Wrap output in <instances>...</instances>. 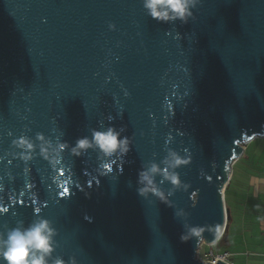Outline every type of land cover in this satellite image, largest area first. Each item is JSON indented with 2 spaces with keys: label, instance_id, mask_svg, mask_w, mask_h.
Here are the masks:
<instances>
[{
  "label": "water",
  "instance_id": "water-1",
  "mask_svg": "<svg viewBox=\"0 0 264 264\" xmlns=\"http://www.w3.org/2000/svg\"><path fill=\"white\" fill-rule=\"evenodd\" d=\"M191 13L0 0V240L46 219L47 264H230L197 255L203 241L228 243L232 166L264 137V0H195ZM109 127L127 153L72 154ZM171 152L186 163L169 167ZM153 163L163 198L140 193Z\"/></svg>",
  "mask_w": 264,
  "mask_h": 264
},
{
  "label": "clouds",
  "instance_id": "clouds-1",
  "mask_svg": "<svg viewBox=\"0 0 264 264\" xmlns=\"http://www.w3.org/2000/svg\"><path fill=\"white\" fill-rule=\"evenodd\" d=\"M195 6V0H144V7L149 15L157 20H175L180 19L186 21L191 16V8ZM122 131V130H121ZM43 139V137H39ZM95 144L105 155L111 156L119 151L127 153L129 151V139L123 137L113 127H109L105 132H93L92 140L88 138L79 139L71 148V152L75 156H79L81 150L92 147ZM17 146L24 150H32L34 145L27 139H21L17 142ZM67 147L62 145L61 149ZM41 150L46 154V150L41 145ZM171 159L167 161L168 166L177 168L181 164L186 163L175 152L170 153ZM27 158V156H25ZM53 163H56L53 160ZM161 171L158 166L153 163L149 168L139 173V182L145 186L140 189L142 195H146L149 191L163 198V194L157 190L154 185L153 174ZM165 177L173 184L178 186L180 180L177 174H169L164 172ZM196 230L193 229V232ZM55 229L51 226L50 221L39 219L32 223L28 228H14L8 231L6 239L0 240V260L6 264H47L46 258L53 251V236ZM55 264H65L62 259H57ZM74 264V262H73Z\"/></svg>",
  "mask_w": 264,
  "mask_h": 264
},
{
  "label": "rangeland",
  "instance_id": "rangeland-1",
  "mask_svg": "<svg viewBox=\"0 0 264 264\" xmlns=\"http://www.w3.org/2000/svg\"><path fill=\"white\" fill-rule=\"evenodd\" d=\"M254 141V142H253ZM253 142V143H252ZM250 141V143L245 145L247 146L246 150L244 153L241 155V157L234 163L232 166V175L230 178V186L228 191L225 194V201L228 203L229 206L232 208L234 220L233 223L231 224L230 227V236L233 239L234 237L238 239H241L242 246H238L237 244L232 243V245L229 247L227 245L220 246L219 242H217L214 245L207 244L206 241H203L202 244L200 245V248L198 249V257L204 261H207L210 259L209 254L211 251H214L215 253H221L225 252L226 250H235L236 248L246 250V252H250L249 250H252L253 247H264V237L261 236L259 233V241L257 244L256 237H253V235H256L259 229L254 230V234H251L250 231L251 229V224L252 221L251 219L255 217L253 215L254 213L251 212V214H246L244 215L243 211V199H241V194L236 193L237 189L239 187H242L240 183H245L248 185L249 188V183L244 180H248L250 177V174L252 173V167L257 166L256 163L259 161V154L262 152V155L264 154V137H257L255 139ZM252 143V144H251ZM260 150L259 153L257 154L256 151ZM264 162V158L263 161ZM264 168V167H263ZM264 172V169H263ZM229 182V183H230ZM239 214L240 216H237ZM248 221L247 225L243 228V222ZM242 228L244 229V232L242 233ZM241 229V233L240 230ZM242 234V235H241ZM246 236V237H245ZM248 240V241H245ZM252 243L257 244L253 245ZM236 257V256H234ZM249 257L244 256V259L241 260V258L237 257L236 258V264H250L251 261L248 260Z\"/></svg>",
  "mask_w": 264,
  "mask_h": 264
},
{
  "label": "crops",
  "instance_id": "crops-1",
  "mask_svg": "<svg viewBox=\"0 0 264 264\" xmlns=\"http://www.w3.org/2000/svg\"><path fill=\"white\" fill-rule=\"evenodd\" d=\"M246 148L247 146L245 147V150ZM259 151L260 150H257L256 153L258 154ZM258 158H259V161L258 163H256L257 166L255 165L252 167V173L250 174L249 179L248 180L243 179V181H247L249 183V188L247 184L240 183L242 187H239L236 191V193H239L242 195L241 199H243V202H244L243 203V211H244L243 214L246 215L248 214V212L249 214L253 212L254 213L253 215H255V217L251 219L252 221L251 229L252 230L250 231V233L254 234V230L259 229L257 231L258 233L256 235H253V237H256L257 244L259 241V233L261 234V236L264 237V172H263L264 162H262L264 158V154L262 155V152H261ZM230 184L231 182L228 183L225 189V194L228 191ZM226 206L230 211V220L228 223L229 227L227 231L228 243H226V245L230 247L232 243H234V244H237V247L242 246L243 241L241 239H238L239 238L238 236L237 238L234 237L233 239L230 236V227H231V224L233 223L234 216H233L232 208L231 206L228 205L227 202H226ZM237 216H240V215L237 214ZM247 223L248 221L243 222L242 227L244 228L247 225ZM243 228H242V233L244 232ZM239 231L241 233V229ZM245 241H248V240H245ZM252 244L257 246V244L255 243H252ZM249 251L250 252L248 251L246 252V250L236 248L235 250L229 249V250H226L225 252L230 253V258H229L230 264H236L237 262L236 258L239 257L242 260L244 259V256L249 257L248 260L251 261L250 264H264V247H253V249ZM221 253H224V252H221Z\"/></svg>",
  "mask_w": 264,
  "mask_h": 264
},
{
  "label": "built area",
  "instance_id": "built-area-1",
  "mask_svg": "<svg viewBox=\"0 0 264 264\" xmlns=\"http://www.w3.org/2000/svg\"><path fill=\"white\" fill-rule=\"evenodd\" d=\"M209 256L210 259H208L207 261L217 262L218 260H225L229 262L230 253L229 252L215 253L214 251H211Z\"/></svg>",
  "mask_w": 264,
  "mask_h": 264
}]
</instances>
